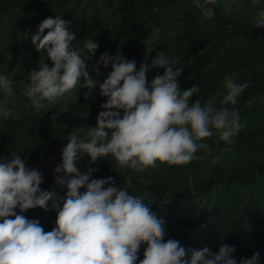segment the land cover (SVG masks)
Returning a JSON list of instances; mask_svg holds the SVG:
<instances>
[{
	"label": "trees",
	"instance_id": "16d2710c",
	"mask_svg": "<svg viewBox=\"0 0 264 264\" xmlns=\"http://www.w3.org/2000/svg\"><path fill=\"white\" fill-rule=\"evenodd\" d=\"M225 5H231L230 13L224 11ZM214 7L216 16L206 20L193 0H0V74L13 80L15 92L7 104L12 117L0 119V155L8 159L21 155L27 167L42 173L41 189L55 191L62 206L67 186L59 185L54 173L62 162V149L71 135L83 137L96 126L104 110L101 105L107 98L100 94L99 85L86 100L83 81L55 103L44 101L39 112L25 107L30 101L22 90L30 82L28 76L33 69L39 70L41 58H47L36 50L31 34L49 16L60 15L69 22L77 36L75 46L83 48L90 38L99 44L87 64L90 75L101 83L111 65L100 63V75L93 69L105 52L115 56L119 50L137 62V70L164 52L179 58L177 67L183 71L177 79L182 90L199 86L193 102L212 99L221 108L226 94L222 81L231 74L236 83L250 84L236 105H227L239 112L242 125L231 151H220L224 142L212 129L213 135L202 141L213 149L205 160L181 166L157 161L155 167L138 172L120 167L112 155L89 164L91 158L84 154L77 167L81 172L96 169L93 178L112 177L116 186L149 205L165 221V242L178 240L187 259L192 249L207 247L216 253L228 244L235 246L237 264L256 251L259 264H264V27L254 26L264 0H259V6H253L252 0H217ZM155 28L161 29L159 37L151 39ZM46 62L52 66L50 58ZM163 72V68H149V83ZM5 99L0 92V103ZM214 156H219L216 164L211 162ZM52 204L50 200L48 210L37 206L23 215L38 220L45 232L51 231L57 218ZM16 211L19 214V208ZM146 247L141 244L140 259Z\"/></svg>",
	"mask_w": 264,
	"mask_h": 264
},
{
	"label": "clouds",
	"instance_id": "9594fccd",
	"mask_svg": "<svg viewBox=\"0 0 264 264\" xmlns=\"http://www.w3.org/2000/svg\"><path fill=\"white\" fill-rule=\"evenodd\" d=\"M193 3L206 20L216 16L217 0ZM252 4L259 6V0H252ZM231 10V5H225V12ZM254 26L264 27V10L257 12ZM160 31L155 28L150 38L157 39ZM31 40L47 58H41L39 70L33 69L28 76L30 82L22 90L30 101L25 107L39 112L44 101L55 103L81 81L82 88L88 89L86 100L97 85L107 99L96 126L83 137L71 135L62 149V162L54 168L56 182L67 186L62 206L55 191L41 189L42 173L27 167L21 155L12 154L11 159L0 155V264H237L235 246L228 244H222L216 253L207 247L192 249L187 259L186 249L178 240L165 242V221L149 205L116 186L112 177L93 178L96 169L92 167L81 172L77 163L87 154L89 164L112 155L120 167L138 172L155 167L157 161L187 165L212 155L211 145L202 142L213 135L212 129L224 142L220 151L229 152L242 125L239 112L227 105L237 104L249 82L236 83L226 74L222 81L226 94L220 101L225 107L217 108L212 99L203 104L199 99L192 101L200 90L198 85L181 89L177 78L183 67H177L178 57L159 52L151 64L146 61L137 70V62L119 50L115 56L105 52L93 69L100 75V63L111 65L101 83L90 75L87 64L99 44L90 38L83 48L75 46L76 33L60 15L40 22ZM48 58L52 66L46 62ZM149 68H163L164 72L149 83ZM0 92L7 97L0 103V119L7 120L13 115L7 104L15 92L13 80L6 74H0ZM197 152L206 155L197 156ZM211 162L218 163L219 156ZM81 188L86 191L81 193ZM50 200L57 211L56 226L45 232L38 220H29L23 213L37 206L48 210ZM142 243L147 247L140 259ZM259 260L256 251L250 258L241 257L239 264H259Z\"/></svg>",
	"mask_w": 264,
	"mask_h": 264
}]
</instances>
